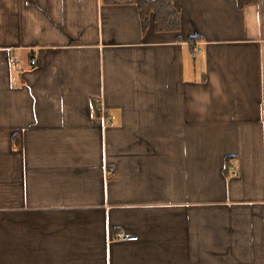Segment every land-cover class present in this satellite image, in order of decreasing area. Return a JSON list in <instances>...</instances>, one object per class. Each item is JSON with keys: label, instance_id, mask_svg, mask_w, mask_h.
I'll list each match as a JSON object with an SVG mask.
<instances>
[{"label": "crops", "instance_id": "obj_1", "mask_svg": "<svg viewBox=\"0 0 264 264\" xmlns=\"http://www.w3.org/2000/svg\"><path fill=\"white\" fill-rule=\"evenodd\" d=\"M180 4L0 0V264H264V0Z\"/></svg>", "mask_w": 264, "mask_h": 264}, {"label": "trees", "instance_id": "obj_2", "mask_svg": "<svg viewBox=\"0 0 264 264\" xmlns=\"http://www.w3.org/2000/svg\"><path fill=\"white\" fill-rule=\"evenodd\" d=\"M138 6L139 16L143 24L149 22L152 15L154 27L157 31H178L180 26V0H134ZM258 0H237L238 6L243 8Z\"/></svg>", "mask_w": 264, "mask_h": 264}, {"label": "built area", "instance_id": "obj_3", "mask_svg": "<svg viewBox=\"0 0 264 264\" xmlns=\"http://www.w3.org/2000/svg\"><path fill=\"white\" fill-rule=\"evenodd\" d=\"M15 62H17V59L14 60ZM35 60L31 61L32 65H35ZM108 120V119H107ZM119 240L121 241H134L136 238L127 234H120L119 236Z\"/></svg>", "mask_w": 264, "mask_h": 264}]
</instances>
